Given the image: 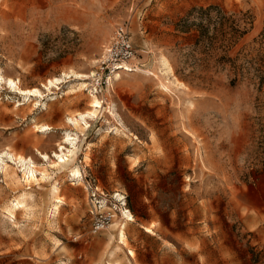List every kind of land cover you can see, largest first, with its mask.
I'll use <instances>...</instances> for the list:
<instances>
[{
    "label": "rangeland",
    "instance_id": "obj_1",
    "mask_svg": "<svg viewBox=\"0 0 264 264\" xmlns=\"http://www.w3.org/2000/svg\"><path fill=\"white\" fill-rule=\"evenodd\" d=\"M0 75V264H264V0H0Z\"/></svg>",
    "mask_w": 264,
    "mask_h": 264
},
{
    "label": "built area",
    "instance_id": "obj_2",
    "mask_svg": "<svg viewBox=\"0 0 264 264\" xmlns=\"http://www.w3.org/2000/svg\"><path fill=\"white\" fill-rule=\"evenodd\" d=\"M136 54L128 27L124 23L118 24L113 31L110 41L104 46L98 60L97 69L93 72L95 82L94 89L101 91L105 84L104 78L112 79L115 72L124 71L125 65L134 59ZM130 64V63H129ZM112 215L106 212L102 218H97L92 223L93 232H99L111 222Z\"/></svg>",
    "mask_w": 264,
    "mask_h": 264
},
{
    "label": "bare ground",
    "instance_id": "obj_3",
    "mask_svg": "<svg viewBox=\"0 0 264 264\" xmlns=\"http://www.w3.org/2000/svg\"><path fill=\"white\" fill-rule=\"evenodd\" d=\"M125 67H126V69L124 70V71H117V72H115V76L118 78V79H120L121 78V74H120V72H131V71H134L135 69L133 68V66L131 65V64H129V63H127L126 65H125ZM80 76H83V75H80ZM2 80L4 81V78L2 77V75H0V84H1V82H2ZM12 83L14 82L13 80H11V79H9ZM3 83V82H2ZM83 84H85V83H83ZM47 85V87H48V89H50V90H52V87L53 86H55V82H54V80H50L49 81V84H46ZM19 88V90L20 91H22L23 89H21L20 87H18ZM34 94H41V91H40V89H38V88H34V89H29V90H27V95H34ZM98 102V99H96L95 100V102L94 103H97ZM93 115V111H90V112H85V113H82V114H80V117L86 122V123H88L87 122V119H89L91 116ZM73 121L74 122H77V120H74L73 119ZM68 136H70V135H68ZM73 146V145H72ZM65 150V147L64 146H61V150L60 151H64ZM59 151V152H60ZM72 154L74 153V150H72V151H70ZM66 153V152H65ZM65 153H63V155H59V157H60V160H61V162H62V164L63 165H65L66 163H67V160H68V158H69V156L68 155H66ZM21 161H20V167L24 170V173L25 174H28V179H36L37 178V176L35 175L36 174V172H37V169L35 168V166L33 165V166H31L30 164H27V163H25V161H26V159H24V158H22L21 157ZM0 160H1V157H0ZM19 161V160H18ZM60 162V163H61ZM10 165L6 162V163H4L3 164V166L1 167L2 168V173H5V171H6V168H8ZM74 174L76 175V174H78V171L76 170V171H74ZM27 176V175H26ZM19 204V205H18ZM17 205H18V207H16V210H19L20 208H22L23 207V205H21V203H18ZM122 235H123V238H124V231L122 230ZM113 264H120V262H115V263H113Z\"/></svg>",
    "mask_w": 264,
    "mask_h": 264
}]
</instances>
